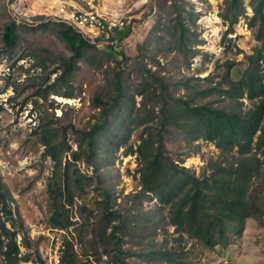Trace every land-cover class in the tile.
<instances>
[{
	"label": "rangeland",
	"instance_id": "rangeland-1",
	"mask_svg": "<svg viewBox=\"0 0 264 264\" xmlns=\"http://www.w3.org/2000/svg\"><path fill=\"white\" fill-rule=\"evenodd\" d=\"M230 1H175L184 7L185 28L191 33V42L186 44L188 57H185L171 52V33L165 30L164 7L174 0H0V49L3 47L2 29L6 24L14 21L21 34L13 50L0 52V178L12 195V208L19 210L31 240L32 248L26 249L22 238L18 237L23 255L33 253L31 258L36 259L38 252L45 264H58L64 240L72 238L82 263L120 264L115 257L114 240L109 237L112 229L105 232L106 223L101 221L103 197L88 181L81 182L82 188L76 194L79 196L68 213L74 227L69 232L51 228L52 201L48 185L54 180V162L45 155V147L34 128L47 116L61 129L71 150L76 151L80 130L97 120L99 109L95 108V99L113 91V75L116 77L120 69L124 73L125 88L139 82L141 67L138 63L172 78L173 89L180 96L187 92L180 83L182 79H191L186 86L189 88L196 85L207 88L209 82L199 78L208 76L213 80L210 86L220 83L226 76V67L222 65L227 61L239 63L237 68L242 73L246 66L244 56L253 54L261 44L255 40V30L250 28L252 0H242L243 12L232 34L225 36L228 22L225 23L220 15L228 14ZM62 7L65 12L98 11L116 17L121 15L126 23L124 29H130L131 34L111 43L96 32L82 33L95 49L85 52L84 58L73 63L70 75L56 81L72 53L51 25L46 29L41 25L64 23L59 18ZM186 58H190V68L183 66ZM56 69V74H50ZM261 69L264 75V64ZM55 89L60 93L70 92L73 98H63L60 93L53 92ZM139 101L140 97H136L137 106ZM243 102L244 108L249 107L246 99ZM125 103L124 100L120 102L105 132L98 138L97 164L87 166L85 157L76 163L80 172L87 176H92L97 167L102 171L110 195L109 207L125 215L124 227L118 234L126 254L125 261L170 264V256L176 253L181 255L178 264H264V215L254 212L246 220L241 236L230 234L229 246L213 251L187 235L179 239L174 227L168 224L169 207L160 204L152 194L144 199L136 197L140 191L137 158L124 153L129 145H137L138 131H133L134 127L129 124ZM226 104H229L227 100L217 105ZM196 145L199 153L186 159L181 166L198 177H202L205 169L209 175L215 165L228 169L221 151L213 144L199 141ZM166 150L174 160L180 161L182 158L177 157L188 153L190 146L174 140L167 142ZM70 153L65 157L67 160ZM235 154L236 150L230 155ZM261 159V175L252 181L251 193L257 198L258 206L264 209V158ZM211 162L214 165L207 167ZM80 195L85 196L81 199ZM110 220L118 223L113 217ZM0 264H3L1 256Z\"/></svg>",
	"mask_w": 264,
	"mask_h": 264
},
{
	"label": "trees",
	"instance_id": "trees-1",
	"mask_svg": "<svg viewBox=\"0 0 264 264\" xmlns=\"http://www.w3.org/2000/svg\"><path fill=\"white\" fill-rule=\"evenodd\" d=\"M175 1L164 7L165 30L167 34L171 33V52L186 57V44L191 42V33L184 24L183 13L186 11ZM241 6L242 0H231L228 14L220 15L225 23L228 22L225 36L232 34L243 12ZM251 8L253 16L250 18V28L255 30V40L261 45L254 49L253 54L244 56L246 66L242 73L237 68L239 63L227 61L222 65L226 67V76L220 83L210 86L213 80L208 76L199 78L209 82L207 88L199 85L189 88L186 86L191 79H182L180 83L187 92L180 96L173 89L172 78L162 76L141 63H138L141 67L138 75L140 81L125 88L122 82L124 73L120 69L116 77L113 75V91L95 99V108L99 109L97 120L80 130L76 151L71 150L61 129L47 116L39 120L34 133H38L45 147V155L54 162V180L48 185L52 201V229L69 232L74 227L68 213L79 196L76 194L82 188L81 182L88 181L103 197L102 203H98L103 205L100 216L101 221L106 223L105 232L108 228L112 229L109 237L114 240L115 257L120 264H130L123 258L126 254L118 235L124 227L125 215L109 207L110 195L105 188L102 171L97 167L92 176H87L80 172L76 164L84 157L87 166L97 164L99 159L95 149L98 138L105 132L110 117L122 100L126 101L129 124L134 127L133 131H138L137 145H129L124 153L125 156L135 155L137 158L140 191L136 197L144 199L152 194L160 204L167 205L168 224L174 227L179 239L187 235L213 251L218 247L225 248L229 246L230 234L242 235L246 220L254 212L264 215V209L258 206L257 198L251 193V183L260 177L261 158H264V75L261 69L264 64V0H252ZM49 25L72 53L63 65V74L56 80L60 81L72 73L73 63L84 58V53L95 49V45L64 23L49 22L41 27L46 29ZM2 30L3 47L0 52L11 51L21 38L19 26L12 21ZM130 34V29L116 31L110 42L122 41ZM183 66L190 68V58H186ZM58 70L50 74H56ZM53 92L60 93L56 89ZM60 94L66 99L73 98L70 92ZM136 97H140L138 106L135 104ZM244 99L249 102L247 108H244ZM226 100L229 104L222 107L217 105ZM63 132L66 134V130L63 129ZM174 140L190 146L188 153L177 157L182 158L180 161L174 160L166 150L167 142ZM199 141L211 143L220 150L228 169L215 165L209 175L205 169L202 177H198L181 166L186 159L199 153L196 145ZM192 148L195 150L191 151ZM234 150L236 154L230 155ZM69 152L70 159L67 160L65 157ZM213 165L211 162L207 167ZM84 196L80 195V198ZM12 203L13 197L0 178V256L3 264H45L38 252L35 253L36 259L31 258L33 253H21L18 237L22 238L26 249L32 248V245L19 210L13 209ZM86 206H83L84 210ZM112 217L118 219L117 224L112 223ZM180 257L176 253L174 257L170 256V264H178ZM58 264H84L74 250L72 238L64 240Z\"/></svg>",
	"mask_w": 264,
	"mask_h": 264
},
{
	"label": "built area",
	"instance_id": "built-area-1",
	"mask_svg": "<svg viewBox=\"0 0 264 264\" xmlns=\"http://www.w3.org/2000/svg\"><path fill=\"white\" fill-rule=\"evenodd\" d=\"M59 18L77 33L96 32L107 40L111 39L116 31L123 30L126 25L121 15L116 17L98 11L65 12L63 7L60 9Z\"/></svg>",
	"mask_w": 264,
	"mask_h": 264
},
{
	"label": "crops",
	"instance_id": "crops-1",
	"mask_svg": "<svg viewBox=\"0 0 264 264\" xmlns=\"http://www.w3.org/2000/svg\"><path fill=\"white\" fill-rule=\"evenodd\" d=\"M25 264H29V263H25Z\"/></svg>",
	"mask_w": 264,
	"mask_h": 264
}]
</instances>
